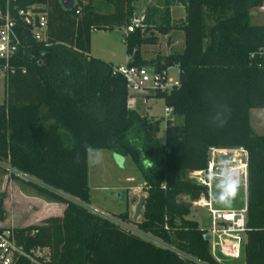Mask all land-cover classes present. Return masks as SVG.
I'll return each mask as SVG.
<instances>
[{
  "label": "trees",
  "instance_id": "trees-1",
  "mask_svg": "<svg viewBox=\"0 0 264 264\" xmlns=\"http://www.w3.org/2000/svg\"><path fill=\"white\" fill-rule=\"evenodd\" d=\"M44 1L0 0L2 11L7 2L20 39L9 60L14 70L4 73L0 160L30 176L12 174L37 194L64 203L59 216L11 227L16 243L25 250L48 247L43 264H238L215 259L206 227L186 217L192 200L207 198L206 185L191 172L205 169L211 147L233 146L246 152L241 264H264V132L255 133L249 123V109L264 107V66L249 57L264 44V23L250 15L264 0H177L183 8L179 22L170 21L172 0H164L161 10L145 7V26L122 34L126 65L178 68L179 86L145 94L161 97L180 116L178 122L164 119L162 139L158 118L127 106L124 79L112 64L83 54L88 34L68 42L34 38L17 10H41ZM120 1L128 20L131 0ZM81 8L92 11L90 2ZM172 28L182 31L181 49L142 56L141 45L156 42L152 29L164 34ZM96 148L127 154L138 167L144 200L133 223L163 245L85 206L87 153ZM181 194L188 199H179ZM117 217L132 220L126 209ZM15 264L29 261L21 257Z\"/></svg>",
  "mask_w": 264,
  "mask_h": 264
},
{
  "label": "rangeland",
  "instance_id": "rangeland-1",
  "mask_svg": "<svg viewBox=\"0 0 264 264\" xmlns=\"http://www.w3.org/2000/svg\"><path fill=\"white\" fill-rule=\"evenodd\" d=\"M59 7L63 11L69 12L61 5V0H56ZM134 11L140 14L147 5H153L161 10L163 8L164 0H131ZM73 6L80 4L78 0H72ZM264 6V1L262 2ZM169 16L171 22H179L183 17V8L177 0H172L168 5ZM251 20L257 23H264V8L255 7L250 10ZM155 19H158V14H154ZM206 24L211 22L209 17H206ZM96 28L92 32V45L93 48H103L108 47L114 55V59L123 64V59L125 56L124 43L122 41L123 26L113 24L109 28ZM156 35V42L149 44H142L140 51L142 56L145 58H152L156 56H162L172 51H177L181 49L182 31L177 28L169 29L166 33L162 34L152 29L151 31ZM167 74L170 77L176 76V67L171 65L167 69ZM5 85H4V73L0 71V103L4 99L5 95ZM145 91H132L127 90V104L130 108L137 110L141 114H146L151 118H158L159 130L157 136L163 138V127H164V117H163V107L164 103L161 97L154 95H146ZM261 113L262 116H261ZM249 122L255 130V132L264 131V107H253L249 111ZM219 155V150H215V154ZM116 154H119L112 149L108 148H96L89 150L86 159V182L88 187V201L85 203L86 207L95 212H100L110 219H118L117 214L123 210H127L129 218H131L133 207L140 195H144L142 190V178L138 167L132 161L129 155H120V161L115 159ZM228 154V153H227ZM221 155V154H220ZM240 156V155H239ZM237 157L236 164L240 165V157ZM222 156L218 159L217 164H221L225 172L229 167L230 157L227 155ZM234 158V157H233ZM231 158V159H233ZM4 161V160H3ZM233 169H236L233 167ZM229 170V169H228ZM239 171V170H238ZM229 172V171H228ZM15 169L11 168L6 161L0 164V181L2 174L10 175L17 183L23 187H31L26 182L17 179L12 176L15 174ZM232 173V172H231ZM229 173V175L231 174ZM17 175V174H15ZM201 172L197 174L200 177ZM18 176V175H17ZM21 177V176H19ZM232 179V176L230 177ZM238 192L226 197H220V199L214 202L212 205L210 201V206L219 209H236L243 205L242 196L239 193L241 188H237ZM8 192V188L6 189ZM10 195L13 196L14 203L13 207L15 212H19L20 205L18 202V195L14 190L10 191ZM179 199L187 200V196L184 194L179 195ZM12 201V200H11ZM206 201L204 197L200 196L195 200L190 202L189 213L186 217L193 218L198 223L206 227L209 225V210L208 206L204 203ZM140 218V214L136 219L131 221H123V225L130 226L131 228H136L133 221ZM120 220V219H119ZM139 235L143 238H151L148 234L140 232ZM243 236V235H242ZM154 240V239H153ZM161 243L160 240H157ZM217 257L225 263H242L241 255L238 258H232L228 255L219 253L215 251Z\"/></svg>",
  "mask_w": 264,
  "mask_h": 264
},
{
  "label": "built area",
  "instance_id": "built-area-1",
  "mask_svg": "<svg viewBox=\"0 0 264 264\" xmlns=\"http://www.w3.org/2000/svg\"><path fill=\"white\" fill-rule=\"evenodd\" d=\"M258 7L262 9L264 8L263 4ZM74 12L78 13L79 9L76 8ZM17 14L24 23L30 26V31L35 39H45L44 30L46 27V14L43 10L33 11L30 7H25L19 8L17 10ZM143 20L144 10L138 14L133 8L128 17L127 23L123 27V34L132 31L136 26H145ZM14 26L15 20L9 12L6 2L3 11L0 9V71L3 73H5L6 70H9L10 72L14 70L13 67L9 66V60L20 44V39L14 29ZM249 57L252 59L257 58L258 63L264 66V44L256 51L251 52ZM168 67L170 66L157 69L155 65H126L124 63L121 65H112V71L118 72L122 75L127 90L139 92L145 91V94H148L155 92H168L174 87L179 86L178 68L175 66L176 76L170 77L167 74ZM21 70L23 71V68ZM171 111V106L164 105L163 117L166 119ZM215 150L216 149L214 147L210 148L209 160L206 167L201 171L200 177H197V175L196 177L207 187V198H204L206 200L204 203L208 206L209 210V225L206 226L210 241L209 249L214 258L221 261L215 253L216 250L219 253L228 255L232 258H238L240 256V249L243 241L242 235L245 230V202L241 207L236 209H219L210 206L212 178H223L226 175V172L224 168L221 167V164H217L219 162L218 158H216L217 153L215 154ZM245 161L240 162L239 165L240 168H242L243 176H245L246 171ZM3 162V160H0V164ZM15 171V174L18 176L30 179V176L27 174L17 171L16 169ZM111 220L120 226L129 229L135 234L139 235L141 232L137 228L134 229L130 226L123 225V221L119 219ZM149 236L151 237V235ZM148 239L155 244L163 245L162 242H157L159 239L156 237L152 236ZM177 253L182 257L192 258L188 254L181 251H177ZM48 255V247L35 245L28 250H25L21 245L16 243L11 228H3L0 230V264H15L21 257L28 259L29 264H43V262L48 259Z\"/></svg>",
  "mask_w": 264,
  "mask_h": 264
},
{
  "label": "crops",
  "instance_id": "crops-1",
  "mask_svg": "<svg viewBox=\"0 0 264 264\" xmlns=\"http://www.w3.org/2000/svg\"><path fill=\"white\" fill-rule=\"evenodd\" d=\"M80 4L76 5L75 8L79 9L78 13L74 11H63L56 0H45L41 3V10L46 14V27L44 30V35L52 40H63V41H73L74 35L78 33L85 35L88 34V42L85 41L83 45V54L91 55L101 58L112 65H121L114 59L113 52L106 47L103 48H93L92 45V32L102 25H113L117 24L124 25L127 23L125 15L124 2L118 0L116 3L112 0H78ZM90 2L91 12H87L81 8V5ZM116 4V6H115ZM131 9H133L132 1H130ZM63 7V6H62ZM65 9V8H64ZM125 17V18H124ZM101 29V30H102ZM123 34V32H122ZM144 57V56H143ZM128 56L125 54L123 59V64L127 61ZM128 106V104H127ZM129 107V106H128ZM130 108V107H129ZM251 109V108H250ZM249 109V111H250ZM263 113H261L262 116ZM171 121L178 122L180 116L173 114L172 112L167 116ZM250 123V122H249ZM251 125V124H250ZM252 127V126H251ZM253 129V128H252ZM255 132V130H254ZM260 132L255 133H262ZM216 150L222 151L227 150L228 152L235 151L237 156L233 153L227 154L230 157L229 167L227 169L226 175L223 178H212L211 189H210V201L212 205L214 202L218 201L220 197L230 196L238 192L242 196L243 202L246 199V183L245 176L242 175V169L235 162L237 157L241 156V162L246 159V152L241 147H231V146H217L214 147ZM89 152V151H88ZM221 154V155H220ZM225 154L219 152L216 158H221ZM227 155H225L227 157ZM225 157V158H226ZM234 157V158H233ZM233 158V159H231ZM235 162H234V161ZM239 166V168L233 169V167ZM239 170V171H238ZM229 171V172H228ZM201 171H192V175H196ZM232 172V173H231ZM229 173H231L229 175ZM232 176V179L230 177ZM197 178V177H196ZM8 188V192L7 189ZM14 190L16 195H18V202L20 205L19 212H15L13 207L14 203L13 196L10 195V191ZM0 196H1V206L4 210L3 217L0 218V227L11 228L14 226H24L28 224H38L41 223L42 219L48 216H59L62 214L64 208V203L57 201H50L35 192L32 187H23L16 182L10 175L2 174L0 181ZM12 200V201H11Z\"/></svg>",
  "mask_w": 264,
  "mask_h": 264
},
{
  "label": "water",
  "instance_id": "water-1",
  "mask_svg": "<svg viewBox=\"0 0 264 264\" xmlns=\"http://www.w3.org/2000/svg\"><path fill=\"white\" fill-rule=\"evenodd\" d=\"M61 5L63 6V8L65 9H69L72 7V0H61ZM209 151H208V156H209ZM117 156H115V159L120 161V155L119 154H116ZM0 199H1V196H0ZM143 200H144V195H140L138 198H137V201L133 207V211H132V215H131V219H136L138 217V215L140 214V211H141V207H142V203H143ZM209 237V234L208 233H205L204 234V238H208Z\"/></svg>",
  "mask_w": 264,
  "mask_h": 264
},
{
  "label": "bare ground",
  "instance_id": "bare-ground-1",
  "mask_svg": "<svg viewBox=\"0 0 264 264\" xmlns=\"http://www.w3.org/2000/svg\"><path fill=\"white\" fill-rule=\"evenodd\" d=\"M220 153H222V154H225V155H227V153L228 154H230V153H233L234 154V156H237L238 154H236V152L235 151H233V152H228L227 150H222V151H219ZM240 157V156H239ZM234 161V160H233ZM235 162V161H234ZM236 163V162H235ZM234 168H239V166H235ZM242 169V168H241ZM237 170V169H236Z\"/></svg>",
  "mask_w": 264,
  "mask_h": 264
}]
</instances>
